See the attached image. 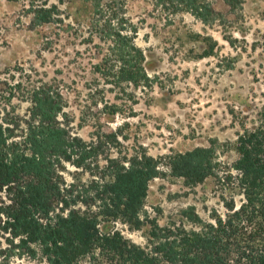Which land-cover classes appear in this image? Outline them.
Instances as JSON below:
<instances>
[{
    "label": "trees",
    "instance_id": "16d2710c",
    "mask_svg": "<svg viewBox=\"0 0 264 264\" xmlns=\"http://www.w3.org/2000/svg\"><path fill=\"white\" fill-rule=\"evenodd\" d=\"M79 1L90 6V25L103 33L105 48L93 72L131 100L128 86L146 88L153 81L135 42L139 26L127 13L128 0ZM146 1L168 21L178 13L205 24L220 19L214 0ZM222 2L238 9L243 0ZM28 5L33 25L58 18L55 4ZM10 94L0 105L1 264L23 257L45 264H264L263 127L237 135L231 161L219 159L211 147L168 156L165 166L190 183L211 177L224 211L212 208L208 219L185 215L191 228L160 226L142 214L149 181L163 172L157 158L140 149L99 166L98 139L84 141L59 119L64 113L59 91L45 85L31 89L21 114ZM66 164L90 178H66ZM118 221L132 229L146 226V242L124 237L114 226Z\"/></svg>",
    "mask_w": 264,
    "mask_h": 264
},
{
    "label": "rangeland",
    "instance_id": "374dc122",
    "mask_svg": "<svg viewBox=\"0 0 264 264\" xmlns=\"http://www.w3.org/2000/svg\"><path fill=\"white\" fill-rule=\"evenodd\" d=\"M28 1L55 4L57 20L33 25ZM213 7L220 13L214 22L202 23L189 13L168 21L149 1L128 0L127 13L139 26L135 42L153 83L128 86L127 100L93 72L105 44L103 33L90 25L89 5L0 0V105L11 93V105L21 114L31 89L45 85L59 91L64 100L59 119L84 141L98 139L99 166L140 149L160 161L163 172L149 181L142 214L160 226L174 222L191 228L185 215L208 219L212 208L224 209L211 177L190 183L165 166L168 156L211 147L219 159L231 161L237 135L264 128V0H243L238 9L214 0ZM65 169L68 179L90 178L71 164ZM114 226L131 242H146V226L132 229L119 221ZM7 264L45 262L23 257Z\"/></svg>",
    "mask_w": 264,
    "mask_h": 264
}]
</instances>
